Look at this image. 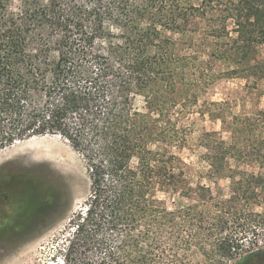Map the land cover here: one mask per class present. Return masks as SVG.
I'll use <instances>...</instances> for the list:
<instances>
[{
	"label": "trees",
	"instance_id": "16d2710c",
	"mask_svg": "<svg viewBox=\"0 0 264 264\" xmlns=\"http://www.w3.org/2000/svg\"><path fill=\"white\" fill-rule=\"evenodd\" d=\"M191 16H209L203 44L217 46L216 58L239 63L246 47L264 45V0H0V151L59 137L80 154L91 182L50 264H186L183 244L206 234L214 237L216 264H229L255 223L264 226V213L250 208L261 206L251 189L261 178L240 167L253 156L248 117L225 123L230 142L207 134L210 177L239 179L215 213L187 218L157 199L181 184L184 195L204 189L190 186L171 151L185 135L176 126L184 108L179 73L169 65L198 56L168 50L163 33L190 38L201 30ZM192 38L184 44L196 46ZM104 39L119 65L96 53ZM256 151L263 156L261 146ZM248 253L243 264L264 251Z\"/></svg>",
	"mask_w": 264,
	"mask_h": 264
},
{
	"label": "rangeland",
	"instance_id": "374dc122",
	"mask_svg": "<svg viewBox=\"0 0 264 264\" xmlns=\"http://www.w3.org/2000/svg\"><path fill=\"white\" fill-rule=\"evenodd\" d=\"M208 17H190V22L202 30H193L190 38L175 32L163 33L164 39L170 41L166 47L168 50L171 48L178 56H198L196 61L186 62L182 59L179 65H169L179 73L175 83L180 93L179 102L184 101V108L177 113L176 126L185 135L184 140L173 146L171 151L179 158L180 168L190 176V186L204 189L184 195L186 189L184 191L181 184L168 194L157 193V199L169 212L183 211L187 218L194 213H215L218 203L230 198L234 183L237 186L239 179L216 180L210 177L211 168L206 162L207 134L217 133L219 138L230 142L231 134L225 128V123L248 117L250 127L246 138L253 156L240 167L255 178H261L260 183L255 179L251 181L252 191L262 197L261 206L251 204L250 208L254 212L264 213V45L246 47L245 59L239 63H235L239 61L238 58L229 62L216 58L212 52L217 46L213 42L203 44ZM228 29L231 38L236 39L232 21L228 23ZM192 37L196 46L184 44L191 43ZM110 41L99 40L95 51L109 57L113 65H119V54L112 53ZM113 41L118 42L116 39ZM143 101L142 94L135 96L136 107H142ZM218 137L214 136V139ZM34 139L56 142L70 163L66 169L61 168L36 151H26L0 163V166L15 163L12 172L18 174L13 180L15 193L8 207L11 213L6 224L8 227L0 229V264L52 263L60 234L74 214L85 208L90 195L91 182L80 154L59 137ZM258 146L262 148V157L256 151ZM232 163L233 167L237 166L234 161ZM252 231L247 235L246 249L229 264H243L244 259L250 256L248 252L264 251V226L261 228L255 223ZM183 245L186 264H216L219 260L214 237L209 234L188 238ZM195 245L198 247L195 248ZM246 264H264V253Z\"/></svg>",
	"mask_w": 264,
	"mask_h": 264
},
{
	"label": "bare ground",
	"instance_id": "6f19581e",
	"mask_svg": "<svg viewBox=\"0 0 264 264\" xmlns=\"http://www.w3.org/2000/svg\"><path fill=\"white\" fill-rule=\"evenodd\" d=\"M45 138V137H44ZM24 142V143H23ZM36 151L45 159H49L61 168L67 167L70 163L65 156V152L58 144L52 141H37L32 138L28 141H18L15 145L5 148L0 151V163L13 159L16 156L22 155L25 152ZM37 155V154H36ZM37 157V156H35ZM66 169V168H65Z\"/></svg>",
	"mask_w": 264,
	"mask_h": 264
},
{
	"label": "flooded vegetation",
	"instance_id": "af4514ba",
	"mask_svg": "<svg viewBox=\"0 0 264 264\" xmlns=\"http://www.w3.org/2000/svg\"><path fill=\"white\" fill-rule=\"evenodd\" d=\"M15 163L9 162L0 166V229L7 228V221L11 213L8 211V207L11 206V201L14 196V177L18 174H14L12 169L15 167ZM10 172V173H9ZM21 178V176L19 177ZM8 215V216H7ZM13 216H11V219Z\"/></svg>",
	"mask_w": 264,
	"mask_h": 264
},
{
	"label": "water",
	"instance_id": "95a60500",
	"mask_svg": "<svg viewBox=\"0 0 264 264\" xmlns=\"http://www.w3.org/2000/svg\"><path fill=\"white\" fill-rule=\"evenodd\" d=\"M31 139V138H30Z\"/></svg>",
	"mask_w": 264,
	"mask_h": 264
}]
</instances>
